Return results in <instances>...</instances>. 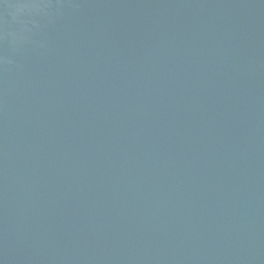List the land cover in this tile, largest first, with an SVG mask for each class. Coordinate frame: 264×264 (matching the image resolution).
I'll list each match as a JSON object with an SVG mask.
<instances>
[{"label": "water", "instance_id": "obj_1", "mask_svg": "<svg viewBox=\"0 0 264 264\" xmlns=\"http://www.w3.org/2000/svg\"><path fill=\"white\" fill-rule=\"evenodd\" d=\"M0 264H264V0H0Z\"/></svg>", "mask_w": 264, "mask_h": 264}]
</instances>
